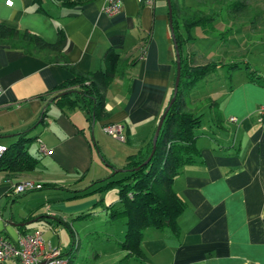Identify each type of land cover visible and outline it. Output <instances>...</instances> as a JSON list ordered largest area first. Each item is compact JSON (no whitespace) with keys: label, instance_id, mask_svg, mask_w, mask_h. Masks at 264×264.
<instances>
[{"label":"crops","instance_id":"1","mask_svg":"<svg viewBox=\"0 0 264 264\" xmlns=\"http://www.w3.org/2000/svg\"><path fill=\"white\" fill-rule=\"evenodd\" d=\"M12 1L8 5L0 0V23L49 42H56L62 31L66 38L62 54L68 63H55L54 53H28L0 42V145L9 147L19 133L35 138L28 151L37 164L30 172L0 173V236L14 241L21 228L38 229L29 224L44 216L66 215L52 208L45 214L34 207L20 217L11 210L6 217V202H18L22 196L8 195L13 185L25 180L51 183L56 186L43 189L76 191L69 198L82 197L90 194L89 184L98 185L95 181L111 176V169L123 168L130 155L146 153L174 94L177 56L165 0H156L154 6L122 0L116 15L104 11L107 0ZM248 30L242 28L231 39L217 38L208 45L205 41L211 38L196 28L185 42V58L200 65L221 55L216 49L225 42L220 59L226 65L183 91L185 111L200 115L202 122L196 131V159L182 168L174 182L186 202L180 233L169 227L147 229L142 242L146 259H132L130 264H264V123L258 112L264 103V42ZM110 50L119 54L122 64L104 92L107 115L92 124L82 107H61L55 97L59 86L77 75L105 71ZM233 62L240 67L233 69L238 73H229V83L221 75L217 92L205 95L199 90ZM204 101L210 109L208 119L200 111ZM233 116L238 120H231ZM108 124L124 125L126 144L103 132ZM107 139L117 141L114 152ZM34 143L37 155L30 151ZM41 143L51 150L49 154L40 151ZM112 203L117 207L119 197ZM121 233L106 264L127 254L117 244L125 236L126 222Z\"/></svg>","mask_w":264,"mask_h":264},{"label":"trees","instance_id":"2","mask_svg":"<svg viewBox=\"0 0 264 264\" xmlns=\"http://www.w3.org/2000/svg\"><path fill=\"white\" fill-rule=\"evenodd\" d=\"M58 1L71 4L68 0ZM172 3L176 40L182 57L181 80L177 98L164 120L156 152L149 163L143 165L152 151V139L146 153L129 156L127 164L121 168L127 173L123 178L115 180L114 173L95 181L94 184L98 183L99 186L91 191L104 192L111 188H118L119 191L120 206L114 208L112 205L110 215L112 219L125 218L126 233L117 244L127 254L114 264H130L132 259H146L142 242L145 231L149 228L169 227L175 233H180L179 219L186 209V202L177 193L174 182L182 168L196 159L199 150L196 131L202 122L200 115L185 111L183 91L194 85L198 78L226 65L219 58L202 65L188 62L184 56V44L190 41L193 30L197 28L209 38L217 36L227 41L232 34L247 26L252 37L264 42V10L258 8L259 4H255V0H183L180 4L177 0H172ZM218 23L228 26L219 29ZM184 30L187 34H184ZM0 42L28 53H54L55 63L68 65L62 54L66 45L62 31H59L56 42H49L28 30L21 31L0 23ZM105 61V71L88 76L77 75L75 79L61 84L59 94L55 97L61 107H82L92 124L107 115L104 92L122 64L119 54L112 50L105 56ZM228 67L236 69L240 66L238 62H233ZM18 135V141L7 147V151L0 156V173L7 171L18 174L36 169V160L28 151L35 138L28 137L25 133ZM55 186L56 184L44 183L37 190ZM8 195L15 198L19 194H13L10 190ZM89 214L90 212L83 211L80 217ZM54 219L49 220L51 227H54L55 221L64 223L59 217ZM68 228L72 234V228ZM20 230L21 234L27 232L23 228ZM63 252L70 263V251Z\"/></svg>","mask_w":264,"mask_h":264},{"label":"rangeland","instance_id":"3","mask_svg":"<svg viewBox=\"0 0 264 264\" xmlns=\"http://www.w3.org/2000/svg\"><path fill=\"white\" fill-rule=\"evenodd\" d=\"M165 2H167V0H165ZM177 2L180 4L183 0H177ZM256 3L259 4L258 8L260 7L264 10V0H255V4ZM227 26V24L220 23L219 25L218 23L219 29H225ZM248 32L250 34V30H248ZM217 38L218 37L216 36L205 42L206 44L211 45ZM223 43L224 44H221L220 47L216 49L217 54H221L217 57L219 59L227 48L225 42ZM202 57L204 56H201V58ZM201 58L199 61L205 60V58H202L204 60H201ZM219 72L220 75L218 79L217 75H213V80L208 81L209 84L206 88H203L202 86L200 87L199 90L203 91L205 95H211L212 92L218 91L222 82L221 75H223L225 79H228L229 83L230 74H234V72L238 73L239 71L233 69L230 71L229 68H225L224 71L220 70ZM237 77L238 74L234 78L236 79ZM204 103L206 102L204 101ZM202 106L203 107L200 108V111L203 112L205 114V118L207 117L208 119L210 109L207 106V103ZM206 129L207 126L203 128V130ZM103 132L105 131L103 130ZM107 140L109 147L114 152L118 148L117 146H119L117 145L118 143H116L117 141H112L110 139ZM118 142H120V144L123 143L121 141ZM30 151L32 154L37 155V146L35 143L32 145ZM109 156L111 157V160L116 161L112 154H109ZM117 169L120 168L111 169L110 172V174L112 173L111 175L115 173V180L121 179L127 174L123 171L116 172ZM89 179L90 176H88L86 183H88L87 181ZM98 185L90 186L89 184L86 191H92L96 189ZM75 193L76 191H66L59 188L43 189L26 194L22 193V196L18 197V202H6L8 204V208L5 210V214L6 217H9L11 215V210H13L16 216L20 217L27 212L28 209L34 207L45 214L48 213L51 208L55 209V212L59 213V215H66L65 217H59L64 221V223L55 221V228L51 227L50 223H48L50 218L55 220L54 218L58 216L50 215L48 218L44 217L42 220L29 224V227L42 230L46 240L50 241V243L54 245L60 246L66 252L70 251L72 261L69 264H106L111 258L113 252L117 249L116 239L123 237L121 231L125 227V218L118 217L116 219H112L110 215V212L112 211V204H114L112 202L119 197L118 188H111L99 193L94 191L93 193L82 197L69 198ZM28 199H33L35 202H26ZM41 200H48L49 202H38ZM93 200L101 201L93 202ZM119 206L120 204L117 205V207ZM113 207L117 208L115 206ZM81 211H85L87 213L90 212V214L83 218L76 216V214H81ZM68 226L72 228V234ZM109 234L112 236H109Z\"/></svg>","mask_w":264,"mask_h":264},{"label":"built area","instance_id":"4","mask_svg":"<svg viewBox=\"0 0 264 264\" xmlns=\"http://www.w3.org/2000/svg\"><path fill=\"white\" fill-rule=\"evenodd\" d=\"M143 4L154 6L156 0H139ZM8 4V2H7ZM13 4V1H12ZM11 4V5H12ZM9 5V4H8ZM122 0H107L104 11L109 15H116L121 12ZM3 88L0 84V95ZM259 119L264 123V103L258 108ZM231 120L237 121V117H231ZM103 130L112 137L125 142V127L122 124H108ZM7 151V146L0 145V156ZM40 151L43 154H49L51 150L47 145L41 143ZM41 187V183L33 180H25L13 185V194L23 193ZM69 259L64 255L63 249L50 243L44 237L40 229L20 234L16 240H10L0 236V264H68Z\"/></svg>","mask_w":264,"mask_h":264},{"label":"water","instance_id":"5","mask_svg":"<svg viewBox=\"0 0 264 264\" xmlns=\"http://www.w3.org/2000/svg\"><path fill=\"white\" fill-rule=\"evenodd\" d=\"M167 4H168V8H169V24H170V28H171V31H172L173 40L175 42V50H176V56H177V76H176V81H175L173 97L170 100L167 108L165 109L164 113L162 114V116L160 118V121L158 123V126H157L156 131H155L154 136H153L152 151H151L149 157L147 158V160L143 163V165L149 163V161L153 157L154 153L156 152L157 142H158V138H159L161 129L163 127L164 120H165V118H166L171 106L173 105V103L175 102V100L177 98L178 91H179V86H180V80H181V70H182V59L181 58L182 57H181V52H180V48H179V45H178V41L176 40L172 0H167ZM122 171H124V170L123 169H117L116 170V172H122ZM29 223H31V222H29Z\"/></svg>","mask_w":264,"mask_h":264},{"label":"clouds","instance_id":"6","mask_svg":"<svg viewBox=\"0 0 264 264\" xmlns=\"http://www.w3.org/2000/svg\"><path fill=\"white\" fill-rule=\"evenodd\" d=\"M8 4L11 5L12 4V0H7Z\"/></svg>","mask_w":264,"mask_h":264}]
</instances>
